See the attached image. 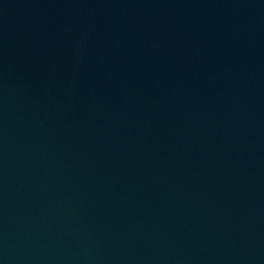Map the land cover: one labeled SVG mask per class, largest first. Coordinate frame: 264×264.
Segmentation results:
<instances>
[{"label": "water", "instance_id": "water-1", "mask_svg": "<svg viewBox=\"0 0 264 264\" xmlns=\"http://www.w3.org/2000/svg\"><path fill=\"white\" fill-rule=\"evenodd\" d=\"M0 264H264V0H0Z\"/></svg>", "mask_w": 264, "mask_h": 264}]
</instances>
